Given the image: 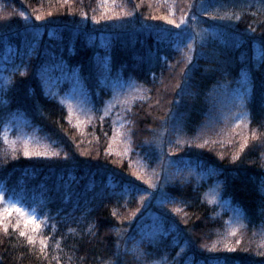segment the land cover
<instances>
[{"label": "trees", "instance_id": "1", "mask_svg": "<svg viewBox=\"0 0 264 264\" xmlns=\"http://www.w3.org/2000/svg\"><path fill=\"white\" fill-rule=\"evenodd\" d=\"M203 1L0 0V36L47 25L0 44V264H264V0Z\"/></svg>", "mask_w": 264, "mask_h": 264}, {"label": "rangeland", "instance_id": "2", "mask_svg": "<svg viewBox=\"0 0 264 264\" xmlns=\"http://www.w3.org/2000/svg\"><path fill=\"white\" fill-rule=\"evenodd\" d=\"M217 3L218 2L215 0H204L203 3L201 4L200 8H199V12H203L206 14L213 12L214 9H216V7L218 6ZM48 24H50V23H48ZM59 25L64 26L65 28L70 26L72 35H79V30L75 29V26L65 24V23L59 24ZM46 26L47 25H45V24L44 25L41 24L38 26L37 25H30V28H26V29H28V30H26V32H29V33L32 32V36H34L35 38L41 39L47 33V31L45 29ZM189 26H190V22H189L188 18L182 19L180 21V24L174 28L175 30L173 32H177V34L180 35V34L186 32L188 30ZM39 27H42V29ZM30 29H31V31H30ZM26 32L16 30V31L1 35L0 36V44L5 42V41H8L13 35H18V36H22V37L27 38L29 36V34H26ZM186 33H187V35H189V38H190L189 41L191 43L194 42V40L197 38L196 35L194 36L193 32H186ZM90 34L92 35L91 39L93 41L94 46H96V49H98V48H104L105 49L106 47H108L111 44V41L113 38H117L116 40H120L119 38H123V37H121V35L116 34L115 32H112V31H108V30L92 31ZM48 35H49L48 38L56 36L54 33L50 32V31L48 32ZM198 36H199V39L201 40L202 35H198ZM180 46H183V45H180ZM180 46H178V47L181 48ZM4 48H5V50H2L0 52L3 54L4 58H7L10 54V51L13 49V47H11L9 44H6L4 46ZM54 49H55L54 45H52V44H50L48 46L47 45L43 46V51H47L49 53H51ZM52 54H55V52H52ZM95 57H96V54H95ZM66 61H67V59H65V64L67 67V66H69V64ZM55 66L58 69H61V65L57 61H55ZM3 67H5V66L3 64H1L0 68H3ZM105 68L106 69L108 68L107 64L105 65ZM68 70H69V68H68ZM77 72L79 73L78 70H77ZM64 76L67 77L68 73L65 72ZM1 77L2 76L0 75V78ZM72 78H74V83H73L71 93L68 94V101L74 108L80 109L81 106L83 107V101L80 98V96H81L80 94H81L82 89H83L82 83L80 82L78 74L76 76L74 74V77H72ZM1 83L2 82L0 79V85H1ZM163 145H164V143L161 146H159V149H158L160 151V154H161L160 159H161V167L163 170H162V172H157L156 176H158V177L162 176V178L164 179L166 177V175H165L166 174V165L170 164L172 158L169 155H166V156L164 155L165 151H164ZM155 186H156V184L154 185V187ZM3 195H4V193H3L2 189L0 188V199L3 198ZM159 200H160L159 195L155 196L153 194L152 196L150 195L148 197V199L146 201V204H147L146 216H152V215L159 214L157 211H153L151 209L153 206L155 207L156 204L159 203ZM39 203H40V200H37L35 197L29 196V195H22V194L13 195L10 193L9 195L6 196V199H5L6 208L14 209L16 211H17V209H19L18 212L21 214H24L26 216V218L32 222H36L40 218L39 214H38Z\"/></svg>", "mask_w": 264, "mask_h": 264}, {"label": "snow or ice", "instance_id": "3", "mask_svg": "<svg viewBox=\"0 0 264 264\" xmlns=\"http://www.w3.org/2000/svg\"><path fill=\"white\" fill-rule=\"evenodd\" d=\"M37 19H40V17H37ZM25 155H29V153L28 152H25ZM17 211H19V209H17ZM21 235H23V233H21ZM29 239H31V238H29ZM237 243H239V242L237 241Z\"/></svg>", "mask_w": 264, "mask_h": 264}]
</instances>
